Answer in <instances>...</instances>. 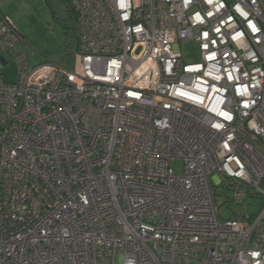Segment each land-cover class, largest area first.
<instances>
[{
	"label": "built area",
	"instance_id": "2783aa9c",
	"mask_svg": "<svg viewBox=\"0 0 264 264\" xmlns=\"http://www.w3.org/2000/svg\"><path fill=\"white\" fill-rule=\"evenodd\" d=\"M65 2L73 67L0 75V264H264V0Z\"/></svg>",
	"mask_w": 264,
	"mask_h": 264
},
{
	"label": "rangeland",
	"instance_id": "374dc122",
	"mask_svg": "<svg viewBox=\"0 0 264 264\" xmlns=\"http://www.w3.org/2000/svg\"><path fill=\"white\" fill-rule=\"evenodd\" d=\"M0 12L7 16L22 36L23 44H16L2 53L5 64L0 75L6 82L17 80L16 53L25 50L29 66L52 62L71 69L76 55V23L73 12L65 0H0ZM185 61H198V45L190 40L180 44ZM1 56V52H0ZM182 162L174 161L173 170L181 171ZM214 199L219 218L227 219L238 210L252 215L262 206V199L250 198L241 207L226 202L233 195L232 187L214 186Z\"/></svg>",
	"mask_w": 264,
	"mask_h": 264
},
{
	"label": "trees",
	"instance_id": "16d2710c",
	"mask_svg": "<svg viewBox=\"0 0 264 264\" xmlns=\"http://www.w3.org/2000/svg\"><path fill=\"white\" fill-rule=\"evenodd\" d=\"M73 17H74V15H73Z\"/></svg>",
	"mask_w": 264,
	"mask_h": 264
}]
</instances>
